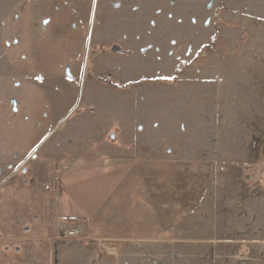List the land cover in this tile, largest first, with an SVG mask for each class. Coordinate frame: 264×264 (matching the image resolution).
<instances>
[{"label": "rangeland", "instance_id": "rangeland-1", "mask_svg": "<svg viewBox=\"0 0 264 264\" xmlns=\"http://www.w3.org/2000/svg\"><path fill=\"white\" fill-rule=\"evenodd\" d=\"M252 1L0 0V179L32 153L139 146L212 167L186 221L146 241L84 240L88 264H264V0Z\"/></svg>", "mask_w": 264, "mask_h": 264}, {"label": "crops", "instance_id": "crops-1", "mask_svg": "<svg viewBox=\"0 0 264 264\" xmlns=\"http://www.w3.org/2000/svg\"><path fill=\"white\" fill-rule=\"evenodd\" d=\"M141 147L83 161L66 153L28 156L18 171L4 174L0 264H88L92 250L84 240L146 241L186 221L206 195L210 163L164 159ZM23 161L17 158L14 167ZM66 224L77 231L71 241L58 236ZM109 248L106 255L120 254Z\"/></svg>", "mask_w": 264, "mask_h": 264}, {"label": "built area", "instance_id": "built-area-1", "mask_svg": "<svg viewBox=\"0 0 264 264\" xmlns=\"http://www.w3.org/2000/svg\"><path fill=\"white\" fill-rule=\"evenodd\" d=\"M76 235V231L74 229L67 228L66 226H63L61 228V231L59 232V237L64 238H71Z\"/></svg>", "mask_w": 264, "mask_h": 264}, {"label": "trees", "instance_id": "trees-1", "mask_svg": "<svg viewBox=\"0 0 264 264\" xmlns=\"http://www.w3.org/2000/svg\"><path fill=\"white\" fill-rule=\"evenodd\" d=\"M219 8L220 9H217L218 12L221 10V7H219ZM214 35H216V34L214 33ZM99 80H101L102 82H104V83H106L109 86H112L114 88L129 87V86H132V84H133V82H128L127 84L117 85V84H114V83H112L111 81H108V80H102V79H99ZM164 81H170V80L164 79Z\"/></svg>", "mask_w": 264, "mask_h": 264}, {"label": "water", "instance_id": "water-1", "mask_svg": "<svg viewBox=\"0 0 264 264\" xmlns=\"http://www.w3.org/2000/svg\"><path fill=\"white\" fill-rule=\"evenodd\" d=\"M29 157H33V153H32ZM29 157H28V158H29ZM28 158H27V159H28ZM27 159H26V160H27ZM26 160H24V161H23V162H22V163H21V164H20V165L14 170V171H12L11 174H10L9 176H11V175L14 174L16 171H18V170L22 167V165L24 164V162H25ZM22 171H24V169H22ZM9 176H8V177H9ZM8 177H7V178H8Z\"/></svg>", "mask_w": 264, "mask_h": 264}]
</instances>
